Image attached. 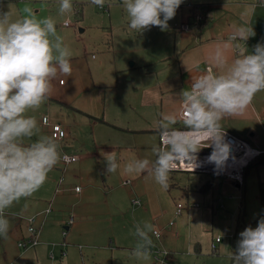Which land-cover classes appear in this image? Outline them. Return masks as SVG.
I'll return each mask as SVG.
<instances>
[{
    "label": "rangeland",
    "instance_id": "374dc122",
    "mask_svg": "<svg viewBox=\"0 0 264 264\" xmlns=\"http://www.w3.org/2000/svg\"><path fill=\"white\" fill-rule=\"evenodd\" d=\"M21 1L27 2L28 0ZM29 3L33 6L32 11L37 18L50 16L56 21L58 34L63 37V41L68 39L65 35L71 31L75 33L78 44L86 43L85 53L88 62L94 61L95 75L104 83L106 87L103 88V91L109 96L106 103L102 105L106 109L107 119L101 120L93 127L90 125L78 126L74 131V139L69 142L75 145L69 151H65L66 153H60L61 156L63 153L69 155V153L75 152L82 158L78 157L77 161L67 165H64L60 159L48 173L51 178L50 195L54 193V186L59 184L57 180L62 175L64 182L80 183L82 190L88 191L90 205L93 207V211L89 215L91 222L86 227L88 231L85 239H89L91 248H96L95 252L83 250L85 253L81 256L79 252L74 251L75 254L68 258V264L148 263L152 254L147 261L137 260L131 256V250L135 247L137 240L134 235V225L144 221L154 224L153 217L157 219V225L166 223L171 219L178 201L182 202L184 207L178 215H173L172 218L179 234L176 236L165 232L161 239L165 238L166 243L160 241L163 247L171 251V255L166 257L167 260L164 264H169L168 262L174 264H218L215 254H206L204 250L200 252V245L207 247L212 234L213 236L219 234L220 244H226L230 239L228 236L225 237V232L229 233L231 214L234 216L232 231L236 232L233 239L235 242L239 238V233L245 228L244 225H251L249 221L244 220L245 215L244 223L237 222L239 218L237 211L239 210L235 208L238 203L235 196L240 189L242 190V185L233 181V183L222 185L218 192L214 190L212 202L214 205L219 202V206L223 204L224 207L221 209L216 206L212 209L209 204L211 192L209 191L206 196V201V197L193 187L196 186V180L201 181L202 173L196 172L188 175L185 172H170L169 187L165 189L147 174L129 175L123 171L124 165L131 160L155 159L151 149L153 146H160V141L155 132L147 129L146 121L142 120L143 117H147L146 120L151 119V110L153 109L139 108L140 96L134 93V86H137L134 81L139 80L141 88H143L159 79L158 71L162 66L163 59L161 57L170 53L169 50H164L162 47L170 40L172 41L174 33L176 34L173 30L175 24L181 21L180 15L184 21L187 19L184 15L186 9L182 7V4L180 5L175 17L169 20V28L166 31H161L159 27L153 26L150 30L139 35L128 26V17L122 7V0H106L103 7L91 4L90 0H73L72 12L64 15L58 11L59 0H30ZM22 6L24 5L22 4ZM12 8L17 10L14 1L0 4V10L10 12ZM27 8L31 9V6L28 5ZM25 14L23 13V15ZM66 19L69 26L64 25ZM61 78L62 81L66 80V77ZM144 111L147 112L140 120L138 115ZM26 115H29L28 112ZM34 141L32 138H25L24 143ZM101 151L115 153L120 164L116 173H104ZM80 177L82 180L79 179ZM122 179L132 180L131 184L121 185ZM185 183H188L189 187L194 190L186 192L182 187ZM255 188L256 186L248 185V196L253 194ZM40 189L41 187L32 196L20 200L24 202L35 198ZM244 193H246L245 188ZM134 198H139L142 205L140 203L133 204ZM72 199L76 201L73 196ZM196 202L200 205L195 206ZM18 204L19 202H15L10 207L12 211L10 208L6 210L10 227L15 219L18 220L19 209H15ZM254 205H256L255 202H249L248 208L251 209ZM258 206L260 211L263 208L264 214V205L261 207L259 202ZM261 213L258 214V219H260ZM222 214L225 219L221 217ZM220 218L221 220L218 221ZM24 226V223L20 226L19 235L26 229ZM154 226L156 225L154 224ZM11 232L9 228L8 235L13 236V243H11L10 237L7 236V238L11 244V253L15 254L18 252L15 243L19 236ZM193 234L201 237L203 242L199 238L195 240ZM4 243L5 240L1 241L0 239V248ZM110 244L120 245L117 249L118 252L113 256V251L109 248ZM159 245L161 244L157 243V246ZM69 247V250L73 248ZM27 255L28 251L23 254V257L25 258Z\"/></svg>",
    "mask_w": 264,
    "mask_h": 264
},
{
    "label": "clouds",
    "instance_id": "9594fccd",
    "mask_svg": "<svg viewBox=\"0 0 264 264\" xmlns=\"http://www.w3.org/2000/svg\"><path fill=\"white\" fill-rule=\"evenodd\" d=\"M183 0H122L128 26L142 35L153 26L161 31L169 28ZM264 2V0H262ZM103 7L106 0H90ZM73 10V0H59V13ZM25 15L11 19L9 11L0 10V237L9 233L6 210L22 198L32 196L47 180L48 173L60 161L58 141L39 134L34 116L51 95L53 81L71 77L72 52L58 34L52 17L37 18L30 8ZM68 20L64 21L67 26ZM255 36L253 27H237L228 40L217 44L211 60L223 72L208 71L192 80L180 92L182 109L179 122L193 132H208L207 146L215 144L211 160L222 166L229 155L224 143L225 117L243 113L254 96L264 91V43L257 42L250 52L247 41ZM237 41H243L241 46ZM229 51L235 52L229 57ZM176 116L165 118L160 126L162 146H153L155 159H134L123 171L129 175L147 174L162 188L169 187V174L177 163L197 159L202 142L175 128ZM38 138L24 143L25 138ZM104 173L113 174L120 164L113 152H103ZM196 166V164H195ZM195 168V167H194ZM193 168V169H194ZM192 169V170H193ZM135 247L131 256L150 259L153 236H159L154 224L144 221L134 225ZM232 264H264V216L255 227H245L230 254Z\"/></svg>",
    "mask_w": 264,
    "mask_h": 264
},
{
    "label": "crops",
    "instance_id": "0c3cea01",
    "mask_svg": "<svg viewBox=\"0 0 264 264\" xmlns=\"http://www.w3.org/2000/svg\"><path fill=\"white\" fill-rule=\"evenodd\" d=\"M11 1H14L17 6V10L12 8L13 10L11 9L10 11L11 19H17L23 16V13H25L24 9L27 8L28 5L31 6V9L33 8L29 3L30 0L27 2L21 0H0V4L3 2L11 3ZM22 4L24 6H22ZM195 4L208 5L204 22L200 24L191 23L188 30H181L179 29V24L184 21V18L180 15L181 21L175 24V29L173 30L176 34L174 33L172 41L170 40L162 47L164 50H169L170 53H166V55H162L161 57L163 59L161 61L162 66L158 71L159 79L151 82V85L147 84V86L143 88H141V82L139 80L134 81V83L137 84V86H134V93L140 96L139 108L153 109L151 110V119L146 120L147 117H143L142 120L146 121L148 125L146 126L147 129L156 133L157 139L161 132L160 126L167 117L176 116L178 122L175 128L183 127L182 123L179 122V113L182 106L180 92L182 89L190 87L192 78L201 75L206 65L212 67V72H223L227 70L226 67H217L211 60V56L217 44L228 40L230 34H233L234 30L239 26L253 27L255 31V36L250 37L247 41L250 52L257 42L264 43V2H262V0H183L182 7L186 9V14L184 15L187 19L192 5ZM65 36H67L68 39L63 42L72 52V75L71 77H66V80L61 82L59 81L63 76L54 80L50 97L41 104L39 109H30L28 111V114L34 116L38 121V135L51 136L50 126L43 123L41 120L43 115H47L51 122L60 123L62 128L66 130L65 138L63 140H57L60 153L69 151V149L75 145L69 142L74 139V131H76L78 126L90 125L93 127L101 120L107 119L106 109L102 105L105 104L109 98V96L105 94V91H103V88L106 86L100 78L95 75L96 66L94 61L88 62L85 53L86 43H81V45L78 44L75 33L71 31ZM237 42L240 43L241 46H244L243 41ZM82 47H84L83 50ZM228 55L229 57H234L235 52L229 51ZM91 57L93 58V55H91ZM146 112L147 111H144L141 115H138L140 120ZM221 124L223 128H226L235 136L245 139L251 146H255L264 152V91L258 92L254 96L251 104L243 113L225 117L221 121ZM37 138L38 136H33L32 140H36ZM151 153L153 154L152 149ZM73 154L75 155L77 153L73 152ZM76 156V160L71 162L77 161L78 157L82 158V156H78V154ZM62 162L64 165L71 163H65L63 160ZM172 172H185L190 175L199 171L187 172L177 170ZM199 173H202L203 177L200 182L196 180V186L193 187L200 191L205 197L209 194V191L211 192L209 204L210 207L214 209V207L219 206V202L217 205H214L212 202L213 191L215 190L218 192L222 185L233 183V180L223 175L204 172ZM79 179L82 180L81 177ZM57 181L59 184L57 186L55 184L53 189L54 193L52 195L49 193L51 192V178L49 175L35 198L25 200L24 202L21 200L18 201L19 204L15 209H19L20 213L17 210V214L20 216L17 215L18 220L15 219V223L12 222V227H10V231L19 236V239L15 243L18 252L12 254L9 239L7 237H0L1 241L2 239L5 240V243L0 248V264H68V258L70 255L75 254L74 251L79 252L81 256L85 253L83 250L91 253L95 252L94 250L96 248H91V244L88 241L89 239H85V235L88 231L86 227L89 226V222H91L89 215L93 211V207L90 205V195H87L88 191L82 190L80 183L69 184L64 182L65 180L62 175H60ZM124 181L127 182L123 183ZM131 181L132 180L129 179H122L121 185L125 186L131 184ZM205 182L210 183L208 186H205ZM259 182H264V168L256 167L251 164V166L247 167V177L244 184L246 191V193H244L246 219L244 218V220L249 221L252 227L256 226L259 220L258 214H260L258 206L259 200L256 198L259 193ZM250 184L252 187L256 186V188L253 194L248 196L247 191L248 185ZM75 186H79V190H74ZM182 187L186 192L194 190L192 187H189L188 183L183 184ZM242 191L243 190L240 189L235 196V199L238 201L235 208L238 210L240 208ZM72 196L76 198V201H73ZM134 199H136L137 202H134ZM134 199L132 200L133 204L140 203V205H142L139 198ZM249 202H255L256 205L250 209L248 208ZM194 205L199 206L200 204L196 202ZM219 207L222 209L224 205L221 204ZM46 208H49V210L45 211ZM176 208L177 205H175L172 212L174 216L180 213H175ZM38 213H40V215L37 216L36 222L39 242L35 245L22 248L18 245V241L22 239L25 240L28 236V222L26 221V217ZM173 215L170 220L162 225H157V219H154L152 216L154 224L156 225L155 227L159 226L161 228V236L159 238L153 236L154 246L151 249V260L148 263L135 262L134 264H154L155 247L167 249L162 245V243H166L165 238L161 239L164 233L170 232L176 236L179 234L175 229V222L172 218ZM71 216L74 222L66 228L65 234H62L65 220ZM221 217L225 219L224 214H222ZM233 218L234 216L231 214L229 233L225 232V237L228 236L230 239H228L226 244H220L221 238L215 240L217 236L220 237L219 234L216 236L212 234L209 244L206 243L207 247H202V245H200V252L204 250L206 254H215L214 256L217 258L218 264H231L230 254L236 247V242L233 240L234 233L236 232L232 231ZM220 220L221 218L218 221ZM169 222L172 223L170 224ZM23 223L26 226L24 231H26L25 234L23 231L19 235L20 226ZM7 236L11 238V243H13V236ZM193 236L195 240L199 238L200 241L203 242L202 238L198 235L193 234ZM80 240L85 242H81ZM157 243L161 245L157 246ZM69 246L73 248L69 250ZM119 247L120 245H109L110 250L113 251L112 256L118 252L117 249ZM167 250L168 254L166 257L171 255V251L169 249ZM27 251L28 255L24 258L23 254ZM69 251L73 252L71 253ZM166 260L167 258H165L164 262ZM170 260L172 261V259ZM164 262L162 264H164ZM168 263L174 264L172 262Z\"/></svg>",
    "mask_w": 264,
    "mask_h": 264
},
{
    "label": "built area",
    "instance_id": "2783aa9c",
    "mask_svg": "<svg viewBox=\"0 0 264 264\" xmlns=\"http://www.w3.org/2000/svg\"><path fill=\"white\" fill-rule=\"evenodd\" d=\"M190 25L191 23L188 20L183 21L179 24V29L188 30L190 28ZM231 35L232 34H230V36ZM208 71H212V67L210 65H206L203 73ZM199 76L200 75L195 76L194 78H192V80L198 78ZM61 81L62 80H60L59 82ZM181 109L182 106L180 108V112ZM41 120L43 123L50 126L51 137H54L56 140H63L65 138L66 130L62 128L60 123L51 122L47 115H43ZM176 129L180 130L181 132H183L188 136H195L202 143L199 145L201 149L198 151V153H196V157H197L196 161L195 158H193L189 162H184V161L178 162L175 170L173 171H177V170H182L187 172L199 171L204 173L223 175L236 182V184L240 185L243 182L244 167L247 166L249 162H251L254 159V157H256L261 152H263L262 150H259L255 146L254 147L251 146L245 139L239 138L235 136L232 132L227 130L226 128H223L225 130L224 143H227L230 147H229L228 157L224 161L223 165L219 166L216 163V161L210 159V156L213 154V151L215 149V144H213L212 146H207L206 138L209 136L208 132H193L191 130L185 129L184 127H176ZM158 139L160 141V146H162L163 140L161 137V132L159 133ZM60 157L65 163L74 161L77 158L76 155L73 154L68 155L65 153H63ZM126 182L127 181H124L123 183ZM74 190H79V186H75ZM183 206L184 205L182 202H178L175 213L178 214ZM48 210L49 208H46L45 211ZM40 213L29 215L26 217V221L28 222L27 225L28 236L26 237L25 240L22 239L18 241V245L20 247L22 248L29 247L39 242L37 237L38 227H37L36 219L37 216L40 215ZM73 222L74 221L72 216L65 220V225H64V229L62 230V234H65L66 228L69 227ZM169 223L171 224L172 222ZM155 228L156 231L159 233V236L158 237L155 236V237L159 238L161 236V228L159 226ZM219 238L220 237L217 236L215 240H219ZM167 254H168L167 249L155 247L154 264H162Z\"/></svg>",
    "mask_w": 264,
    "mask_h": 264
},
{
    "label": "trees",
    "instance_id": "16d2710c",
    "mask_svg": "<svg viewBox=\"0 0 264 264\" xmlns=\"http://www.w3.org/2000/svg\"><path fill=\"white\" fill-rule=\"evenodd\" d=\"M208 10V5L204 4H195V5H192L191 9H190V12L188 14V21L190 23H195V24H200L202 22H204V19L206 17V12ZM253 164L254 166L256 167H264V153L261 152L259 155H257L256 157H254V159L249 162V164L247 166L244 167V174H243V182H242V186H243V193H242V196H241V199H240V208H239V211H238V220L237 222H243V218H244V215H245V201H244V179L245 177L247 176V167L250 166V164ZM210 182H205V186H208ZM257 198L260 202V205L261 207H263L264 205V182H259V193L257 195ZM262 212L261 213V216H264L263 215V208H262ZM245 227L249 226V224H245L244 225ZM230 263L232 264V260L230 261Z\"/></svg>",
    "mask_w": 264,
    "mask_h": 264
}]
</instances>
